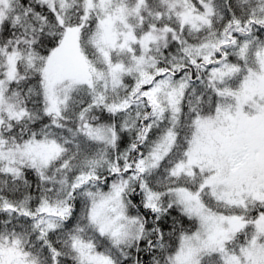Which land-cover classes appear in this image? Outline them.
Masks as SVG:
<instances>
[{"label": "snow or ice", "instance_id": "snow-or-ice-1", "mask_svg": "<svg viewBox=\"0 0 264 264\" xmlns=\"http://www.w3.org/2000/svg\"><path fill=\"white\" fill-rule=\"evenodd\" d=\"M0 264H264V0H0Z\"/></svg>", "mask_w": 264, "mask_h": 264}]
</instances>
